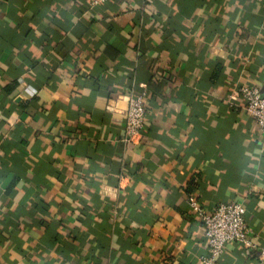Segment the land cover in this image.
Wrapping results in <instances>:
<instances>
[{
  "label": "crops",
  "instance_id": "crops-1",
  "mask_svg": "<svg viewBox=\"0 0 264 264\" xmlns=\"http://www.w3.org/2000/svg\"><path fill=\"white\" fill-rule=\"evenodd\" d=\"M94 1L0 0V264H202L191 198L243 204L255 248L219 264L259 263L264 0Z\"/></svg>",
  "mask_w": 264,
  "mask_h": 264
},
{
  "label": "built area",
  "instance_id": "built-area-1",
  "mask_svg": "<svg viewBox=\"0 0 264 264\" xmlns=\"http://www.w3.org/2000/svg\"><path fill=\"white\" fill-rule=\"evenodd\" d=\"M107 0H97L93 5ZM145 1V0H143ZM264 87V82H263ZM238 93L246 102L245 111L255 122L258 134L264 137V93L257 86L244 85ZM149 92L146 88L132 93L128 97L125 114L126 145L139 143L143 138L147 122V103ZM191 214L202 224L207 238L209 253L202 259V264H219L220 258L229 245H240L254 249L253 233L246 223V208L241 203H222L212 211H207L194 198L189 200ZM264 261V250L259 256V263Z\"/></svg>",
  "mask_w": 264,
  "mask_h": 264
}]
</instances>
